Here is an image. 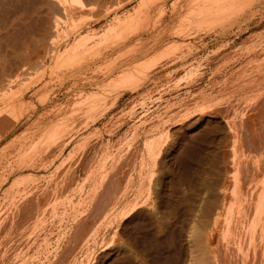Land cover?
I'll use <instances>...</instances> for the list:
<instances>
[{"label": "rangeland", "instance_id": "1", "mask_svg": "<svg viewBox=\"0 0 264 264\" xmlns=\"http://www.w3.org/2000/svg\"><path fill=\"white\" fill-rule=\"evenodd\" d=\"M1 1L0 264H216L234 133L264 136V0Z\"/></svg>", "mask_w": 264, "mask_h": 264}, {"label": "bare ground", "instance_id": "2", "mask_svg": "<svg viewBox=\"0 0 264 264\" xmlns=\"http://www.w3.org/2000/svg\"><path fill=\"white\" fill-rule=\"evenodd\" d=\"M3 1V0H2ZM1 1V2H2ZM16 1V0H15ZM18 1V0H17ZM68 1H74L75 3H79V4H82V0H38V2H40V4L46 9L48 8L49 10H52V11H55V13L58 11H60L64 6L65 9H63L62 12H64L66 9H70V7L68 8V5H70V2L69 4L67 5L66 2ZM4 2V1H3ZM28 2V1H27ZM34 2V1H32ZM31 2V3H32ZM7 3V1H6ZM26 3V2H25ZM11 4H14L13 2H11ZM21 4V3H20ZM30 4V3H29ZM37 4V2H36ZM72 4V3H71ZM174 4V3H173ZM210 4V3H209ZM212 4V2H211ZM1 5V4H0ZM7 5V4H6ZM22 5V4H21ZM32 5V4H31ZM39 5V4H38ZM190 5V4H189ZM192 5V4H191ZM3 6V5H2ZM9 6V5H8ZM13 6V5H12ZM25 6V5H24ZM34 6V5H33ZM71 6V5H70ZM173 7L174 6H177L176 4L172 5ZM209 6V5H208ZM1 7V6H0ZM14 7V6H13ZM32 7V6H31ZM40 7V6H39ZM39 7L38 8V11H39ZM60 7H62L60 9ZM207 7V6H206ZM211 7V6H210ZM4 8V7H3ZM9 8H12L11 5ZM42 8V9H44ZM213 8V7H211ZM22 9V7H21ZM29 9V8H28ZM26 8V11L28 10ZM35 9H36V6H35ZM34 9V10H35ZM176 9V8H174ZM203 9V8H202ZM209 9V8H208ZM1 10V9H0ZM15 10V8H14ZM18 10V9H17ZM25 10V9H23ZM22 10V11H23ZM33 10V11H34ZM212 10V9H211ZM19 11V10H18ZM32 11V12H33ZM44 11V10H43ZM51 11V12H52ZM25 12V11H24ZM35 12V11H34ZM40 12V11H39ZM42 12V11H41ZM50 12V11H49ZM61 12V14H62ZM66 12V11H65ZM64 12V13H65ZM206 12V10H205ZM5 13V12H4ZM17 13V11H16ZM22 13V12H21ZM28 13V12H27ZM54 13V12H53ZM52 13V14H53ZM54 13V14H55ZM18 14V13H17ZM38 14V13H37ZM44 14V13H43ZM51 14V16H52ZM60 14V13H59ZM204 14H207V13H204ZM15 15V14H14ZM29 15V14H28ZM34 15V14H33ZM49 15V14H48ZM13 16V15H12ZM25 16V14H24ZM35 16V15H34ZM54 16V15H53ZM8 17V16H7ZM17 17V16H16ZM19 17V15H18ZM23 17V16H22ZM21 17V18H22ZM32 17V16H31ZM10 18V17H8ZM29 18V16H28ZM38 18V17H37ZM48 18V17H47ZM19 19V18H18ZM31 21L33 20V18H30ZM16 20V19H15ZM13 19V21H15ZM24 20V19H23ZM36 20V19H35ZM39 20V19H38ZM22 21V20H21ZM5 22V20H4ZM10 22V21H9ZM8 22V23H9ZM12 22V20H11ZM16 22V21H15ZM20 22V20L18 21ZM56 22V21H55ZM1 23V22H0ZM3 23V22H2ZM54 22L52 21V24ZM5 24V23H4ZM21 24V23H20ZM19 24V25H20ZM30 24V23H29ZM50 24V22H49ZM49 24H46L49 25ZM51 24V26H52ZM57 24H58V21L56 22V25L53 24L54 28L51 29L48 28L47 30H49L48 32H46L47 30H45V33L46 34V37L49 39V38H52L53 35L55 34V31L58 30L59 27H57ZM6 25V24H5ZM17 25V24H16ZM25 25V24H24ZM45 25V24H44ZM9 26V25H8ZM18 26V25H17ZM16 26V27H17ZM50 26V25H49ZM48 26V27H49ZM13 27V26H11ZM15 27V25H14ZM20 27V26H19ZM28 26H26L27 28ZM30 27V26H29ZM38 27V26H37ZM2 28V27H0ZM18 28V27H17ZM42 28V27H41ZM25 29V28H24ZM113 29V28H112ZM111 29L110 27V32L107 33V35H113L112 32H114L113 30ZM115 29V28H114ZM2 30V29H1ZM14 30V29H12ZM16 30V28H15ZM19 31V30H18ZM24 31V30H23ZM32 31V29H31ZM4 32V31H3ZM2 32V33H3ZM25 32V31H24ZM30 32V31H29ZM42 32V31H40ZM116 32V31H115ZM6 33V32H5ZM9 33H10V30H9ZM17 33V31H16ZM43 33V32H42ZM43 33V34H44ZM7 34V33H6ZM15 34V33H14ZM34 34V33H33ZM45 34L43 35L44 38L45 37ZM5 35V34H4ZM3 35V37H4ZM8 35V34H7ZM12 35V34H11ZM10 35V36H11ZM32 35V34H31ZM42 35V34H41ZM14 36V35H13ZM13 36H11L13 38ZM2 37V36H1ZM6 37V36H5ZM21 37V36H20ZM32 37V36H31ZM40 37V36H39ZM55 37V36H54ZM53 37V38H54ZM94 37V36H93ZM112 37V36H110ZM109 37V38H110ZM43 38V37H42ZM46 38V39H47ZM52 38V39H53ZM82 38V37H81ZM104 38V37H103ZM11 39V38H10ZM14 39V38H13ZM18 39V38H17ZM25 39V38H24ZM83 39V38H82ZM111 39V38H110ZM22 40V39H21ZM45 40V39H44ZM54 40V39H53ZM13 41V40H12ZM15 41V40H14ZM13 41V42H14ZM23 41V40H22ZM21 41V42H22ZM48 41V40H47ZM46 41V42H47ZM11 42V41H10ZM87 42V41H86ZM112 42V41H111ZM12 43V42H11ZM34 43V42H32ZM20 44V43H19ZM31 44V43H29ZM28 44V45H29ZM44 44V42H43ZM41 44V45H43ZM84 44V43H83ZM82 44V46H83ZM114 44V43H113ZM112 44V45H113ZM51 45V44H50ZM1 46V45H0ZM10 46V45H9ZM32 46V45H31ZM37 46V45H36ZM52 46V45H51ZM50 46V47H51ZM54 46V45H53ZM52 46V47H53ZM14 47V46H13ZM27 47V46H26ZM33 47V46H32ZM50 49V57L51 56H55L57 54V51L56 49L53 47ZM21 48V47H20ZM19 48V49H20ZM15 50H18V49H15ZM24 50V49H23ZM49 50V49H47ZM87 51V50H86ZM17 52V51H16ZM71 52V51H69ZM32 53V52H31ZM96 53V52H95ZM102 53V52H101ZM14 54V53H13ZM105 54V53H104ZM21 55V54H20ZM19 55V56H20ZM59 55V54H58ZM69 55V53H68ZM67 55V56H68ZM94 55V54H93ZM18 56V57H19ZM22 56V55H21ZM98 56V55H97ZM7 57V56H6ZM28 57V55H27ZM30 57V56H29ZM46 57V56H45ZM52 57V58H53ZM61 57V56H59ZM80 57V55H79ZM62 58V57H61ZM82 58V57H81ZM16 59V58H15ZM89 59V58H88ZM19 60V59H18ZM17 60V61H18ZM62 61V60H61ZM58 66V65H57ZM11 67V66H10ZM106 68V67H105ZM3 69V68H2ZM19 69V68H18ZM4 73V72H3ZM6 75V74H5ZM1 77V76H0ZM264 79V78H263ZM264 93V92H263ZM263 96V95H262ZM255 110V109H254ZM7 111V110H6ZM3 112L0 114V125H2V123L8 118H7V113ZM12 111V110H11ZM14 112V111H13ZM255 113V112H254ZM261 113V112H260ZM196 116V115H195ZM217 116V115H216ZM262 118V117H261ZM2 122V123H1ZM197 124V125H196ZM192 125H196L197 128H202V130L204 129V132L202 133L201 132V128H200V133L201 135L203 136H208L209 134H211L212 132H220V127H219V124L213 120H209V119H204V118H199L197 119L196 121H193ZM263 126V125H262ZM229 128V126H228ZM248 128V127H247ZM223 129V128H222ZM232 129V128H231ZM262 129V128H261ZM249 131H252L253 130H249ZM248 131V132H249ZM255 131V130H254ZM258 131V130H257ZM263 131V130H262ZM231 132H233L231 130ZM234 133V132H233ZM255 133H259L260 132H256ZM254 133V134H255ZM264 134V133H263ZM257 135V134H256ZM255 135V136H256ZM262 135V133L259 135V137ZM232 136V135H231ZM212 137V136H211ZM233 137V136H232ZM253 137V134L252 136ZM258 137V135H257ZM264 136H262L261 138L259 139H255L256 137H253L254 139H251L250 137L249 138H246L245 136L243 137V135H235L234 133V137H233V142H234V146L232 145V147H234V155H233V158H232V164H229L228 166H231L229 167V169H227V174L229 176V182L232 183V185L230 187H226V188H223L221 191H220V197L222 198V202L223 203L222 205L220 204V206L217 207L216 209V213L215 215L213 214L211 217H213L211 220H212V224L210 225L211 226V230H210V233L209 234L210 238H211V241L213 240V238L215 237V235H219L221 233H223L221 236H224L225 235L227 236V234H230L232 235V240H229L232 241L231 243L232 244H229L228 241L225 239V242L227 243V245H232V246H228V249L226 251H224V254L222 255L221 258L218 259V262L216 264H220V262H222V264H264V161L261 162H255L256 160L251 161V158H250V153L252 155V152H261V154L264 153ZM263 138V139H262ZM207 139V137H206ZM212 139V138H211ZM210 139V140H211ZM213 140V139H212ZM216 140V139H215ZM214 140V141H215ZM213 141V142H214ZM180 143V142H179ZM209 143V142H208ZM212 143V142H211ZM210 144V143H209ZM213 144V143H212ZM215 144V143H214ZM213 144V145H214ZM211 145V144H210ZM212 146V145H211ZM207 147V146H206ZM211 148V147H210ZM213 149V148H212ZM211 149V150H212ZM215 150V149H214ZM261 150V151H260ZM155 151V150H154ZM161 152V150H159ZM158 151V154L160 153ZM157 152V151H156ZM209 152V151H208ZM241 153V157L237 154V153ZM162 153V152H161ZM160 153V154H161ZM260 154V155H261ZM240 157V159H237L238 156ZM254 155V154H253ZM264 155V154H263ZM257 157V155H255ZM158 157V155L156 156ZM215 157V156H214ZM263 157V156H262ZM160 158V157H159ZM201 158V157H200ZM156 159V158H155ZM225 159V158H224ZM234 159V160H233ZM237 159V160H236ZM202 160V159H201ZM250 160V161H249ZM253 160V159H252ZM262 160V159H261ZM158 162V161H157ZM215 162V161H214ZM251 162V163H249ZM188 163V162H187ZM213 163V162H212ZM223 163V162H222ZM248 163L250 165H248ZM204 164V163H203ZM224 164V163H223ZM162 165V164H161ZM185 165V164H184ZM191 165V164H190ZM186 166V165H185ZM199 166V165H198ZM188 168V167H187ZM188 170V169H186ZM221 171V170H220ZM185 173V172H184ZM178 178V177H177ZM181 181V180H180ZM103 182V181H102ZM101 182V183H102ZM200 182V181H199ZM100 183V182H99ZM113 183V182H112ZM151 183V182H150ZM230 183V184H231ZM155 185L154 186V190L156 191V196L155 198L158 199V196L159 199H163L162 200V203L160 201H158V204L157 206H159L160 208H162L163 206V202L167 201V198L166 200L164 199V193L163 191H160L161 193H159V186L163 185V180L159 179V180H155L154 182ZM103 185V184H102ZM225 185V184H224ZM152 187V186H151ZM150 189V188H149ZM148 191V190H147ZM146 191V192H147ZM151 190H149L150 192ZM219 191V190H218ZM163 193V194H162ZM153 194V193H152ZM152 194L151 193H148V196L146 197H142L141 198V193H140V198L141 200L138 202L139 200V196L137 197V202L136 200L132 202V204L130 205H127V206H124V208H122V210L119 211V214L122 216L126 215L127 213H131V212H135V216H139V215H142L143 214V211H139L141 208H149L150 209L153 207V197H152ZM166 194V193H165ZM163 195V197L161 196ZM218 195V194H217ZM167 196V195H165ZM168 197V196H167ZM229 201H231L232 204H227V203H230ZM129 203V202H128ZM131 203V202H130ZM249 204V206L251 205L252 207H254L251 211H253V214L252 212H250L248 210V206L245 207V204ZM173 204V203H172ZM219 204V203H218ZM246 204V205H247ZM167 206V204H166ZM228 206V207H227ZM167 208V207H166ZM251 207H249L250 209ZM213 210V209H212ZM121 212V213H120ZM212 214V213H211ZM118 214H116L117 216ZM129 215V214H128ZM127 215V216H128ZM145 216V215H144ZM141 217V216H140ZM123 218V217H122ZM146 218V217H145ZM133 219V217H132ZM210 223V222H209ZM84 224V222H83ZM139 224V223H138ZM112 225V223H111ZM89 226V225H88ZM126 228V227H125ZM139 228V227H138ZM137 228V229H138ZM95 229V227H94ZM127 230V229H126ZM209 230V229H208ZM127 233V232H126ZM136 233V232H135ZM139 233V232H138ZM207 233V232H205ZM225 234V235H224ZM229 235V236H230ZM131 237V236H130ZM231 237V236H230ZM146 238V237H145ZM208 238V237H207ZM219 238V237H218ZM226 238V237H225ZM173 239V238H172ZM223 239V238H222ZM150 240V239H148ZM146 241V240H145ZM151 242V241H150ZM156 243V242H155ZM212 243V242H211ZM219 243V242H218ZM140 244V243H139ZM143 244V243H142ZM209 244V243H208ZM222 245V244H221ZM226 245V246H227ZM144 246V245H143ZM157 246V245H156ZM223 246V245H222ZM225 246V247H226ZM146 247V245L144 246ZM159 247V246H158ZM157 247V248H158ZM108 247H106V250H107ZM221 249V247H219ZM224 248V247H223ZM222 250H225L223 249ZM227 248V247H226ZM111 249V247H110ZM219 249V250H220ZM158 250V249H157ZM210 250V249H209ZM218 250V251H219ZM221 251V250H220ZM119 251H117L116 249L113 250V251H109L108 253H106L102 259H100V261L98 262V264H105L106 261H108L109 259L112 258V256L116 255ZM169 252V251H168ZM223 252V251H222ZM120 253V252H119ZM118 253V254H119ZM117 254V255H118ZM216 257H217V251H216ZM220 255H221V252H220ZM118 257V256H117ZM121 257V256H120ZM220 257V256H219ZM115 258V257H114ZM113 258V259H114ZM218 258V257H217ZM216 258V259H217ZM112 259V260H113ZM120 259V258H119ZM123 259V258H122ZM219 260H221L219 262ZM116 261H118L116 259ZM170 261V260H169ZM113 263V262H112ZM123 263V262H122ZM213 263V262H212ZM206 264V263H204Z\"/></svg>", "mask_w": 264, "mask_h": 264}]
</instances>
